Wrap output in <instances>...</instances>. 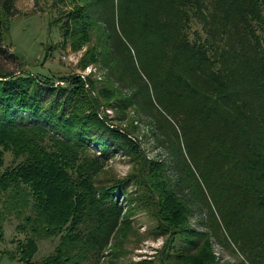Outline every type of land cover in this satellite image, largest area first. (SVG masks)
I'll return each instance as SVG.
<instances>
[{"label": "trees", "instance_id": "obj_1", "mask_svg": "<svg viewBox=\"0 0 264 264\" xmlns=\"http://www.w3.org/2000/svg\"><path fill=\"white\" fill-rule=\"evenodd\" d=\"M74 1L78 3L75 11H83L77 40L88 43L95 33L104 52L124 56L128 79L142 81L141 90L157 107L155 113L172 133L178 129L182 134L178 140L185 157L192 151L203 152L202 158L189 156L190 161L178 158L188 177L183 179L187 190L201 195L205 202L198 201L205 205L212 223L220 226V219L249 264H264V20L255 11L256 6L264 9V0ZM201 8L207 18L196 14L203 24L208 21L207 38L201 41L195 35L191 41L188 12ZM88 9H93L95 18ZM14 15L13 0H0V147L24 148L27 158L0 172V204L22 216L20 229L36 237L61 231L69 223L61 246L75 244L74 258H82L84 249L103 240L101 234L108 241L119 227L120 209L110 196L121 183L95 190L89 177L99 170L91 160L74 157L61 169L58 153L49 143L39 146L38 139L46 137L67 159L91 147L103 159L125 138L130 153L134 143L110 126L98 110L100 103L96 106L97 100L88 99V94L91 108L84 106L76 80L57 86L41 80L49 77L28 72L20 76L19 71L3 69L1 61L10 57L4 37ZM178 185L167 179L144 185L153 232L168 239L191 232L186 228L190 211ZM194 199L199 198L194 195ZM30 204L34 215L24 217ZM78 224L84 228L76 230ZM79 239L86 243L81 245ZM33 244L30 240L19 250L23 264H33ZM55 254L43 264H70L61 248ZM155 264H166L164 256Z\"/></svg>", "mask_w": 264, "mask_h": 264}, {"label": "rangeland", "instance_id": "obj_2", "mask_svg": "<svg viewBox=\"0 0 264 264\" xmlns=\"http://www.w3.org/2000/svg\"><path fill=\"white\" fill-rule=\"evenodd\" d=\"M72 1L13 0L15 15L7 25L3 42L10 57L2 60L1 64L4 65V70L18 74L21 72L20 76L28 72L39 75L40 78L49 77L50 79L41 80L50 81L57 86L64 84L66 80V84L76 80L78 88H75L85 99L84 106L91 108L87 107L88 94V99L97 100L96 106L100 103L102 107L98 110L106 116L110 126L121 131L134 143L130 153L126 152L125 138L123 145L118 143V147H114L112 153L103 159L97 156L99 152L92 147L85 153H75L67 159L63 152L50 145L46 137L38 139L39 146L49 143V148L58 153L61 169L69 165L74 157H87L88 161L91 160L89 163L99 170L89 177L95 190L112 188L114 183H121L119 188H112V194L109 195L110 202L112 200L120 209V225L108 241L101 234L103 240L89 250L84 249L82 258L76 259L74 256L77 250H72L75 244L61 246L64 238L62 236L69 233V223L61 231L55 229L45 237H36L29 230L20 229L24 226L22 216L18 218L0 204V264H23L18 260L19 250L30 240L34 242L32 247L35 253L30 260L33 264H43L48 257H54L58 248L69 256L67 260L70 264H155L161 255L164 256L166 264H249L246 259L248 256L233 243L220 219H217L220 226L212 223L205 205L198 201L205 202L201 195L196 191H188L185 186L183 179L188 177L182 171L178 158L190 161L189 156L202 158L203 152L192 151L185 157L182 141L178 140L182 134L178 129L172 133L169 124L155 113L157 107L151 106V101L141 90L142 81L128 79V64L126 65L124 56H118L114 51L104 52L95 33L88 43L77 40L75 33L83 24L79 19L83 11L77 12L78 3ZM92 10L87 11L95 18ZM190 11L187 26L191 41L195 40V35L201 41L206 40L205 26L208 28V21L203 24L196 13L201 14L202 18H207V14L203 8ZM255 11L264 20V9L256 6ZM262 36L264 38V34ZM214 49L217 48L213 47L212 50ZM79 86L84 87L80 89ZM29 137L32 139L31 135ZM32 142L34 146V141ZM14 150L2 149L0 172L12 169V166L23 163L27 158L24 148ZM32 159H29L30 162ZM78 163L77 160L74 164ZM165 179L179 184V196L190 211L186 228L191 232L177 233L170 239L166 235L153 232L154 219L144 197V185L149 187L150 182L154 185ZM194 195L199 199H194ZM30 201L34 205L35 199L33 201L30 197ZM28 214L34 215L31 204L24 210V217ZM169 216L172 217V214L169 213ZM89 227L86 226L88 232ZM75 228L82 230L84 227L78 224ZM85 234L82 236L85 237ZM79 240L81 245L86 243Z\"/></svg>", "mask_w": 264, "mask_h": 264}]
</instances>
